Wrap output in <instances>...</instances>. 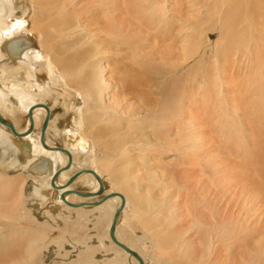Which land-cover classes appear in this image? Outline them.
Here are the masks:
<instances>
[{
	"label": "bare ground",
	"instance_id": "1",
	"mask_svg": "<svg viewBox=\"0 0 264 264\" xmlns=\"http://www.w3.org/2000/svg\"><path fill=\"white\" fill-rule=\"evenodd\" d=\"M66 1L0 0V115L21 135H15L0 123V264H141L111 239L114 216L123 202L119 196L105 200L111 194H120L125 201L115 237L136 252L143 264L151 263L147 253L151 249L156 254L154 260L158 264L163 261L170 264H208L214 252V239H223L227 232H232L230 228L235 226L234 221L222 217L217 213L216 206L205 203L204 195L199 193L189 209L183 210V217L191 219L192 226L187 231L179 229L178 219L181 215L178 210L170 208V204L159 200L161 194L149 195L145 189L146 194L139 195L136 188L131 190L132 184L141 178V173L139 169L133 172L128 170L138 166L139 159V156L131 153L130 147L139 150L143 158L147 157L149 149L160 150L159 146L168 148L170 152L173 149L184 150L190 139L187 131L198 140L193 128L196 125L190 119L195 103L204 104L205 107L208 105L211 109L213 107L216 116L214 123L222 136L234 135L233 130L237 125L243 124L240 113L244 107V96L238 99L232 93V98L227 99L223 94L221 81L225 65L219 58L220 46L230 44L229 38L239 25L234 27L233 22H237L243 6L249 2L252 8H263L264 0H218V6L211 14L213 19L219 20L222 29L220 41L213 50L214 87L211 83L206 89L205 83L198 81L201 70L205 72V67L199 65V68L188 72V80H184L186 84L183 83L179 96L176 94L177 97L172 98L173 94L168 90L163 96L164 102L155 100L156 104H151L145 110V117L134 119H126L127 111L105 103L103 94L107 83L102 79L101 62L103 53L107 54L111 45L132 46L137 30L133 33L115 24L112 17L115 13L108 9L110 5L107 0H93L100 8L97 11L108 21L100 24L102 36L97 35L99 38L95 40L96 35L82 27L78 21L80 15L71 13L73 8L69 10L68 5L71 4H67L69 0ZM128 4L133 10L135 8V15L141 13V18L145 16V21L150 24L153 25L157 19L167 24L169 11L161 3L129 0ZM225 7L229 8V11L226 9L228 13L221 10ZM246 8L244 6V10ZM221 13H227L225 18ZM159 22L156 21V24ZM83 33L89 34L88 37H83ZM259 37L260 40L252 37L246 39L237 49L238 52L243 51L242 57L247 60L243 63H247V71L243 77L244 84L240 87L244 95L252 90L258 91V99L262 100L264 42L261 44L260 41H264V36L260 34ZM187 47L179 52V57L183 56L180 59L185 62L183 64L192 61L200 52L197 42L193 46L195 49ZM201 57L206 56L201 54ZM191 81L198 85L194 90L188 87ZM180 86L178 83L176 87ZM193 97L197 101L192 100ZM31 110L32 118L29 116ZM147 113L150 115L147 116ZM47 116L49 123L45 147L41 135ZM148 129L155 132L154 135L163 144L138 143L135 137H150ZM68 153L72 156V162L70 169L66 170L69 165ZM100 153L101 158L98 156ZM209 160L214 161L212 156L202 161L211 164ZM213 167L216 169L217 165ZM18 168L28 170L27 174L31 177L28 202H32L33 209L24 206L25 181L21 172L10 174ZM85 171H94L101 178L105 189L103 195L81 197L75 193L95 194L100 188L95 176ZM78 172L83 174L66 188L69 179ZM109 179H114V182L111 183ZM53 181L55 187L52 186ZM63 194L64 200L61 199ZM131 202L132 213L127 217ZM126 219H129V225L135 222L144 232L141 235L139 231H133L141 248L123 240L120 229ZM101 221L107 223L104 236L97 234V224ZM84 230L86 234L91 233L89 239L84 233V237L80 238L78 233ZM193 230L197 232L194 235L198 240L192 236L187 238L188 232ZM77 235H80L79 238ZM198 252L200 258H195ZM251 254L254 255L248 256L250 259L245 261L246 264H264L263 251L257 250Z\"/></svg>",
	"mask_w": 264,
	"mask_h": 264
},
{
	"label": "rangeland",
	"instance_id": "2",
	"mask_svg": "<svg viewBox=\"0 0 264 264\" xmlns=\"http://www.w3.org/2000/svg\"><path fill=\"white\" fill-rule=\"evenodd\" d=\"M128 1H106L108 6L110 5L108 9L110 8L115 13L112 16L113 21L116 22L115 24L123 29H129L133 33L137 30L135 32L137 36L135 42L132 43L133 47L129 45L118 46L115 43L116 45L113 44L110 49H107V54L103 53L102 55L104 57L101 62L103 68L102 79L107 83L103 94L105 103L127 111L126 119L145 117L147 107L150 108L151 104H156L155 100H164L168 90L170 94L172 93L175 96H172V98L179 96V92L183 91V83L186 84L188 80V72L193 68H199V65L205 67V72L201 70L200 75H203L204 78L202 80L199 75L198 81L205 83L204 88L206 89L211 83L214 87L213 66L215 55L213 50L216 43L220 41L222 29L219 20L217 18H215L216 20L213 19L211 14L218 6V0H151V2L161 3L169 11L168 25L165 22H162V24L158 19L156 20L159 22L158 24H156V21L153 25L150 24L145 21V16L141 18L143 16L141 13L135 15L137 12L135 8L133 10L130 6L131 4H128ZM68 2L67 4H71L68 5L69 10L74 9L70 10L71 13L76 12L75 14L80 15L78 21L81 22L82 27L86 28L89 31L88 33L95 34V40L99 38L97 35L102 36V25L100 26V24H106L108 21L97 11L100 9H98L97 3L93 0H69ZM72 5L74 7H70ZM247 5L244 6L248 9L244 10L243 6V10H240V15L236 19L237 22H233L234 27L236 24L239 25L235 27L236 30L229 38L228 42L230 44L225 43L224 46H220L219 57L225 65V73L222 75L224 83L223 80L221 81L223 94L226 95L227 99L232 98V93L238 99L244 96V107H242V113H240L243 130L241 129L242 126L238 124L233 130L234 135H231L232 137L229 135L222 136L214 123L216 116L213 114V107L212 111L208 105L205 107L204 104L195 103V105H192L193 109L190 113L193 116L190 119L196 125L193 128L198 140L194 138L193 133L187 131L190 139L183 147L184 150L173 149L170 152L168 148L162 149L160 146V150H148L146 147L145 149L148 150L147 157L143 158L139 154V150L130 147L131 153L139 156V159L138 166H133L132 169L129 168L128 170L133 172V170L139 169L141 173V178L138 180L140 182L133 183L131 190L134 191V188H136L139 195L140 193L146 194L145 189H147L146 192L149 195L161 194L159 200L170 204L171 207L169 205L165 206L178 210L181 215L178 219L180 221L178 224L179 229L187 231L192 226L191 219L183 217V210L184 208L188 210L190 204L200 194L204 195L203 201L206 200L205 203L216 206L217 213L219 212L222 217L234 221L235 226L230 228L232 232H227L223 239H214V252L209 257L208 264H246L245 261L249 260L252 257L251 255H254L251 253H256L257 250L264 252V101H262L264 98L262 100L258 99L260 95L256 90H252V94L248 92L249 95L248 93L244 95V91L240 86L244 84L243 77L247 71L245 66L247 63L245 65L243 63L247 60L245 61V57H242V55L244 56L243 51L238 52L239 45L246 39L249 40L252 37L255 40H260V34L264 36V5H262L263 8L259 6L252 8L251 4ZM226 9L229 11L228 7L221 8L223 12H227ZM253 11L256 12L254 16L252 15ZM227 13H221V16L225 18ZM147 22L149 25H147ZM105 24L103 25L107 26ZM237 32L239 36H236ZM241 32H243L242 35ZM87 35L89 34L83 33V37H88ZM196 42L200 45V52L196 57H193V60L191 59L192 61L189 60V62L183 64L184 61H180L183 56L179 57L181 56L179 53L181 48L188 46L187 48L195 49L193 46L196 45ZM260 42L263 44L264 41ZM225 46L226 48L223 49ZM57 48L56 46L55 51H57ZM182 51L184 54V50ZM201 54L206 57H201ZM135 56L137 58H134ZM65 57L68 56L65 55ZM202 67L200 69H203ZM191 82L193 85L191 83L187 84L190 90L198 87L197 83ZM178 83L182 85L181 88L176 87ZM263 95L264 92L261 97ZM192 100L197 101L194 97ZM149 115L150 113H147V116ZM187 119H189V116ZM148 130L147 132L151 133L150 137H135L138 143L163 144L154 135L155 132ZM55 144L57 145V142ZM98 156L101 158L102 153ZM210 156L214 160H209L211 164L202 161ZM215 164L217 165L216 169L213 167ZM16 172H21L25 181L26 199L24 206L33 209L32 202H28L29 191L32 186L31 177L27 174L28 170L18 168L16 171H11L10 174L16 175ZM109 180L111 183L114 182V179ZM148 184L150 187H148ZM79 187L77 186L78 189H82L81 186ZM136 198L140 199L139 197ZM132 207L131 202L129 208H127V217L131 215ZM36 217L41 218L39 215H36ZM128 222L129 219L124 221V225L120 229L121 236L124 241L141 248L133 231H139L141 235H144V232L138 228L135 222L131 223L132 227ZM127 223L128 225H126ZM106 224L105 221L97 224L98 235H105ZM72 225L71 227H75V225ZM26 233L28 234L27 230ZM83 233L86 239H89L91 233L86 234L85 230L80 231L78 234L81 236L77 235V237L83 238ZM195 233H197L195 230L189 231L187 238L190 239V236H192L194 240H198L197 236L194 235ZM107 250L110 251L111 249ZM147 253L150 256V264H158L154 260L156 254L153 249L147 251ZM248 256L250 257L248 258ZM195 258H200V252ZM46 259L48 260V258ZM197 262L200 263V260ZM160 264L170 263L163 261Z\"/></svg>",
	"mask_w": 264,
	"mask_h": 264
},
{
	"label": "water",
	"instance_id": "3",
	"mask_svg": "<svg viewBox=\"0 0 264 264\" xmlns=\"http://www.w3.org/2000/svg\"><path fill=\"white\" fill-rule=\"evenodd\" d=\"M29 116L30 118H32V110L29 112ZM0 123L2 125H5L6 127H8L9 129H11V131L17 135V136H21L19 135V133L16 131V129L14 128V126L10 125L9 123H7L0 115ZM48 123H49V116H47L45 118V121H44V124H43V128H42V135H41V141L43 143V145L46 147V144H45V133H46V130H47V126H48ZM68 156H69V165H67L66 167V170L70 169L71 167V162H72V156L71 154L68 153ZM87 173H90L92 175L95 176V178L98 180L99 184H100V188L99 190L97 191V193L95 194H83V193H79V192H75L77 195L81 196V197H94V196H101L103 195L105 189H104V185L102 183V180L101 178L94 172V171H85ZM83 174V172H78L76 173L75 175H73L69 181L67 182L66 184V188L69 187L70 185H72L81 175ZM52 186H56L55 185V181L52 182ZM115 196H119L123 199V202H122V205L120 207V209L117 211V213L115 214L114 216V220H113V223H112V226H111V239L113 240L114 243H116V245H118L119 247H121L123 250H125L127 253H129L130 255L136 257L139 262L141 264H143V260L141 257H139L136 252H134L133 250H131L130 248H128L127 246H125L124 244H122L121 242H119L116 237H115V231H116V227H117V222H118V219L121 215V212L125 206V201H124V197L120 194H111V195H108L107 197H105V200H108L112 197H115ZM65 198V195H61V199L64 200ZM96 204H99V203H96Z\"/></svg>",
	"mask_w": 264,
	"mask_h": 264
}]
</instances>
